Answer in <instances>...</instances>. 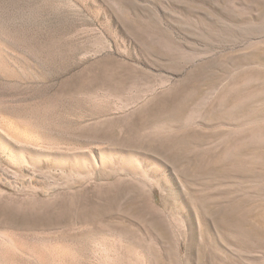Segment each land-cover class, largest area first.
I'll list each match as a JSON object with an SVG mask.
<instances>
[{
  "label": "rangeland",
  "instance_id": "rangeland-1",
  "mask_svg": "<svg viewBox=\"0 0 264 264\" xmlns=\"http://www.w3.org/2000/svg\"><path fill=\"white\" fill-rule=\"evenodd\" d=\"M0 117V264H264V0H0Z\"/></svg>",
  "mask_w": 264,
  "mask_h": 264
},
{
  "label": "bare ground",
  "instance_id": "bare-ground-1",
  "mask_svg": "<svg viewBox=\"0 0 264 264\" xmlns=\"http://www.w3.org/2000/svg\"><path fill=\"white\" fill-rule=\"evenodd\" d=\"M3 122H4V120H3ZM3 122H0V123H2L1 126L3 125ZM4 123H5V125L8 124L6 122H4ZM1 132H2V130H1ZM2 134L3 133L0 134V155L4 156V157H7V158H12V159H15L16 157L20 156L23 153V149L21 150L19 148H16L13 144H11L8 141V138L6 139L5 136H3Z\"/></svg>",
  "mask_w": 264,
  "mask_h": 264
}]
</instances>
